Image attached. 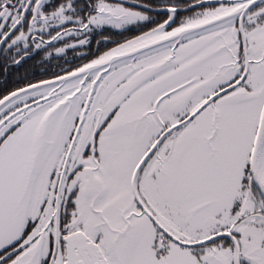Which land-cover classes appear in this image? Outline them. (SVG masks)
I'll use <instances>...</instances> for the list:
<instances>
[{
	"label": "snow or ice",
	"instance_id": "obj_1",
	"mask_svg": "<svg viewBox=\"0 0 264 264\" xmlns=\"http://www.w3.org/2000/svg\"><path fill=\"white\" fill-rule=\"evenodd\" d=\"M0 264H264V0H0Z\"/></svg>",
	"mask_w": 264,
	"mask_h": 264
}]
</instances>
